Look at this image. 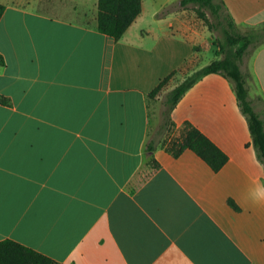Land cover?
Returning <instances> with one entry per match:
<instances>
[{"label": "crops", "instance_id": "obj_1", "mask_svg": "<svg viewBox=\"0 0 264 264\" xmlns=\"http://www.w3.org/2000/svg\"><path fill=\"white\" fill-rule=\"evenodd\" d=\"M224 2L239 28L264 26V0ZM0 3V241L57 264H264V167L229 79L204 76L171 113L172 137L188 122L226 154L219 171L190 149L175 157L172 137L157 166L145 153L148 94L199 41L180 13L156 32L142 3L115 41L97 13L77 22L50 0ZM249 65L264 117V45Z\"/></svg>", "mask_w": 264, "mask_h": 264}, {"label": "trees", "instance_id": "obj_2", "mask_svg": "<svg viewBox=\"0 0 264 264\" xmlns=\"http://www.w3.org/2000/svg\"><path fill=\"white\" fill-rule=\"evenodd\" d=\"M180 5L182 7L193 5L198 18L205 23L212 36H216L213 40V45L216 47V58L185 76L181 82L168 92L163 102L162 116L164 123L159 127V135L150 138L145 146L147 158L154 166H157L153 158V152L160 142V136L163 132L170 127L172 128L171 113L183 94L204 76L221 74L233 84L238 106L248 124L251 144L255 149L257 159L264 167V117L255 110L249 96L248 81L251 77L250 73L247 69H242L243 60L250 54V50L264 45V26L248 28L246 31L240 32L224 0H180ZM4 9L5 6L0 3V17ZM141 12L142 0H97V29L118 41ZM194 50L196 51V48ZM189 61L190 59L185 60L181 69L163 78L148 94V97L150 99L155 98L169 81L182 71V68ZM4 66V59L0 55V69ZM164 143H166V140ZM166 148L175 157L185 149H190L214 171H219L228 159L226 154L207 136L188 122L184 123L180 136L172 137L169 142L167 141ZM230 204L235 209L237 208L232 201H230ZM0 264L57 263L51 258L17 242L3 240L0 241Z\"/></svg>", "mask_w": 264, "mask_h": 264}, {"label": "rangeland", "instance_id": "obj_3", "mask_svg": "<svg viewBox=\"0 0 264 264\" xmlns=\"http://www.w3.org/2000/svg\"><path fill=\"white\" fill-rule=\"evenodd\" d=\"M51 7H48L49 13L52 15H58L72 19L77 22H90L93 18V14L97 13V0H50ZM44 3V2H43ZM48 3V2H47ZM144 6V23L143 27L148 28L149 26L154 28L156 32H159V29L164 27V23L160 26L156 21L162 19L163 22H167L173 18V14L180 13L179 21L183 25L186 24L191 26L196 32L195 36L198 37L196 43V51L193 58L182 68L180 74L176 77L174 82L168 86H165L158 94V98L155 100L153 107L151 108V126L149 139L154 136L159 135V127L164 123L162 110L164 109L163 102L165 100L168 92L171 91L172 87L177 85L180 82V77L182 78L191 74L193 71L198 70L203 65L209 63L216 58L215 50L216 47L213 45V40L216 36H212L208 27L205 23L198 18L197 13L193 5H188L182 7L180 5V0H142ZM54 5V7H52ZM55 8V9H53ZM157 13V16L154 14ZM240 32L246 31L247 27H238ZM216 35V33H215ZM250 54L247 55L242 63V69H247L250 65V56L254 50H250ZM253 96L254 93H252ZM156 96V97H157ZM256 97V96H255ZM254 97V98H255ZM154 99V98H153ZM256 100V98H255ZM261 103L259 102L256 105L257 110H260ZM176 133L171 127L166 129L163 134L160 136V140L164 138H171L172 134ZM174 136H176L174 134ZM162 143V142H161Z\"/></svg>", "mask_w": 264, "mask_h": 264}]
</instances>
